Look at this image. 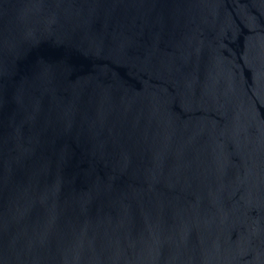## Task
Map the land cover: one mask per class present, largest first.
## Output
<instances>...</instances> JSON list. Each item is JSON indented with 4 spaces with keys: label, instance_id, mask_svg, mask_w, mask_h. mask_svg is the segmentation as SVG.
I'll return each instance as SVG.
<instances>
[{
    "label": "water",
    "instance_id": "95a60500",
    "mask_svg": "<svg viewBox=\"0 0 264 264\" xmlns=\"http://www.w3.org/2000/svg\"><path fill=\"white\" fill-rule=\"evenodd\" d=\"M0 264H264V0H0Z\"/></svg>",
    "mask_w": 264,
    "mask_h": 264
}]
</instances>
